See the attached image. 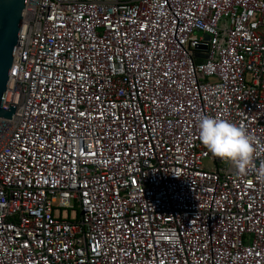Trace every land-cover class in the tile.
Segmentation results:
<instances>
[{
  "label": "built area",
  "instance_id": "1",
  "mask_svg": "<svg viewBox=\"0 0 264 264\" xmlns=\"http://www.w3.org/2000/svg\"><path fill=\"white\" fill-rule=\"evenodd\" d=\"M7 104L0 264H264V0H26Z\"/></svg>",
  "mask_w": 264,
  "mask_h": 264
},
{
  "label": "clouds",
  "instance_id": "2",
  "mask_svg": "<svg viewBox=\"0 0 264 264\" xmlns=\"http://www.w3.org/2000/svg\"><path fill=\"white\" fill-rule=\"evenodd\" d=\"M199 139L215 156L231 161L244 173L253 157L254 138L230 120L203 116L198 122Z\"/></svg>",
  "mask_w": 264,
  "mask_h": 264
},
{
  "label": "water",
  "instance_id": "3",
  "mask_svg": "<svg viewBox=\"0 0 264 264\" xmlns=\"http://www.w3.org/2000/svg\"><path fill=\"white\" fill-rule=\"evenodd\" d=\"M25 3L26 0H0V117L7 119L12 116L15 106L7 104V109H4L3 101Z\"/></svg>",
  "mask_w": 264,
  "mask_h": 264
}]
</instances>
